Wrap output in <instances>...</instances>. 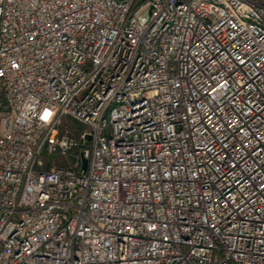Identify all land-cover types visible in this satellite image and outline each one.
I'll use <instances>...</instances> for the list:
<instances>
[{
    "label": "built area",
    "instance_id": "1",
    "mask_svg": "<svg viewBox=\"0 0 264 264\" xmlns=\"http://www.w3.org/2000/svg\"><path fill=\"white\" fill-rule=\"evenodd\" d=\"M0 264H264V0H0Z\"/></svg>",
    "mask_w": 264,
    "mask_h": 264
},
{
    "label": "trees",
    "instance_id": "2",
    "mask_svg": "<svg viewBox=\"0 0 264 264\" xmlns=\"http://www.w3.org/2000/svg\"><path fill=\"white\" fill-rule=\"evenodd\" d=\"M56 164L59 167H65L66 166V162L64 160H61V159H57Z\"/></svg>",
    "mask_w": 264,
    "mask_h": 264
},
{
    "label": "rangeland",
    "instance_id": "3",
    "mask_svg": "<svg viewBox=\"0 0 264 264\" xmlns=\"http://www.w3.org/2000/svg\"><path fill=\"white\" fill-rule=\"evenodd\" d=\"M61 160H63V159H61ZM56 161H57V159H56ZM56 163V162H55Z\"/></svg>",
    "mask_w": 264,
    "mask_h": 264
},
{
    "label": "water",
    "instance_id": "4",
    "mask_svg": "<svg viewBox=\"0 0 264 264\" xmlns=\"http://www.w3.org/2000/svg\"><path fill=\"white\" fill-rule=\"evenodd\" d=\"M84 167H85V162H84Z\"/></svg>",
    "mask_w": 264,
    "mask_h": 264
}]
</instances>
